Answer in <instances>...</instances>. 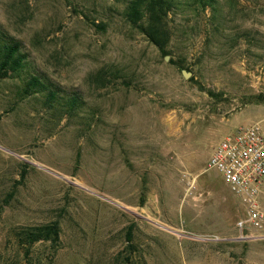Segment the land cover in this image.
Returning <instances> with one entry per match:
<instances>
[{
	"label": "rangeland",
	"instance_id": "374dc122",
	"mask_svg": "<svg viewBox=\"0 0 264 264\" xmlns=\"http://www.w3.org/2000/svg\"><path fill=\"white\" fill-rule=\"evenodd\" d=\"M128 1L0 0L21 78L79 98L65 114L0 82V264H264L206 167L223 135L264 128V0L180 2L165 53L126 22ZM50 223L54 243L16 236Z\"/></svg>",
	"mask_w": 264,
	"mask_h": 264
},
{
	"label": "trees",
	"instance_id": "16d2710c",
	"mask_svg": "<svg viewBox=\"0 0 264 264\" xmlns=\"http://www.w3.org/2000/svg\"><path fill=\"white\" fill-rule=\"evenodd\" d=\"M183 1L197 5L202 9L206 6H212L214 3V0H129L124 9V18L158 51L165 53L163 48L167 43V37L165 31L161 28L160 22L172 8ZM171 63L176 65L170 61ZM23 65L24 55L20 52L19 43L6 37L0 30V82L3 80H18L21 84L17 90L19 100L43 93V104L47 108L60 107L64 109L61 111L67 114V112H72L78 107L79 98L76 95H68L62 99V102H59L61 97L57 95L56 89H53L45 79L38 75L25 76L22 79ZM207 94L213 96L210 92H207ZM128 235L129 233H127V237ZM16 236L27 247L44 241L54 243L58 238V227L56 223H50L38 227L24 228L20 229Z\"/></svg>",
	"mask_w": 264,
	"mask_h": 264
},
{
	"label": "built area",
	"instance_id": "2783aa9c",
	"mask_svg": "<svg viewBox=\"0 0 264 264\" xmlns=\"http://www.w3.org/2000/svg\"><path fill=\"white\" fill-rule=\"evenodd\" d=\"M206 167L217 172L241 207L243 217L236 225L239 239H263L264 128L261 123L250 122L223 135L213 147Z\"/></svg>",
	"mask_w": 264,
	"mask_h": 264
},
{
	"label": "water",
	"instance_id": "95a60500",
	"mask_svg": "<svg viewBox=\"0 0 264 264\" xmlns=\"http://www.w3.org/2000/svg\"><path fill=\"white\" fill-rule=\"evenodd\" d=\"M167 60V57H164V61H166ZM181 77L183 78V79H187L189 76H190V73L189 72H185V71H183V70H181Z\"/></svg>",
	"mask_w": 264,
	"mask_h": 264
}]
</instances>
